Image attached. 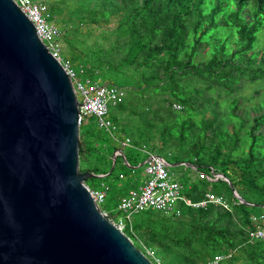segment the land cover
I'll use <instances>...</instances> for the list:
<instances>
[{"label": "trees", "instance_id": "trees-1", "mask_svg": "<svg viewBox=\"0 0 264 264\" xmlns=\"http://www.w3.org/2000/svg\"><path fill=\"white\" fill-rule=\"evenodd\" d=\"M59 2L62 4L53 0L49 11L60 30L57 40L60 54L61 37L75 30L77 41L71 43L68 39L71 48H77L70 59L79 60L85 67L119 70L120 75L116 76L127 78L128 84L134 87L135 97L126 95L130 101L125 98L119 105L124 108L131 103L135 109L136 105L142 107L135 110L139 115L136 120H140V133L136 138L129 140L127 136L122 141H131L148 154L151 152L148 141L160 137L182 158L194 159L196 164L192 163V167L197 172L210 174L215 169L228 178V181L221 178L210 181L199 176L200 184H191L186 193L200 200L208 189L198 188L210 185L214 192L225 196L229 208L210 203L202 208L186 207L187 211L179 216L153 209L128 216L118 205L135 189L131 188L115 199L117 209L127 221L102 210L122 225V230L139 249L143 245L152 251L155 249V254L162 255L164 262L207 264L222 254L225 258L220 264H264V239L253 240L250 235V230L256 228L252 219L264 212V110L252 117L243 115L238 109L245 97L238 95L239 92L236 94L242 77H245L244 86L247 82L264 83V0H74L72 7L64 4L65 0ZM66 11L69 19L65 18ZM117 17V24L109 29L111 20ZM58 19L64 28L66 24H72L73 28L64 31L57 24ZM84 24L92 31L99 28L107 31L109 34H104L103 40L110 38L111 32L116 38L109 46L102 42L91 45L77 29ZM191 34L195 35L193 40H189ZM210 42L216 50L201 59L198 50L210 47ZM259 56L261 62L255 64ZM243 58L250 63L245 65ZM139 75L141 82H138ZM212 91L218 96H213ZM254 92L253 96L259 97L260 91ZM226 98H229V111L222 112L220 108ZM163 101L168 107L163 108ZM175 103L180 104L177 110ZM259 104L264 108L263 98ZM156 105L151 112L150 106ZM180 111L186 115L179 116ZM224 114L229 118L224 119ZM174 127L181 131L171 132ZM154 129L160 135L156 136ZM80 135V170L105 174L92 178L112 177L115 167L111 168L114 161L110 155L120 147L117 137L103 128L90 136L82 132ZM142 158L140 162L145 159ZM84 162L86 166L82 168ZM126 176L119 172L113 180ZM88 178L86 184L92 188ZM104 185L110 190L106 182L100 189ZM235 191L246 202H240ZM251 207H260L262 212L256 214ZM168 251H173L172 259L166 258Z\"/></svg>", "mask_w": 264, "mask_h": 264}, {"label": "water", "instance_id": "water-1", "mask_svg": "<svg viewBox=\"0 0 264 264\" xmlns=\"http://www.w3.org/2000/svg\"><path fill=\"white\" fill-rule=\"evenodd\" d=\"M78 116L62 62L0 0V264H155L95 202Z\"/></svg>", "mask_w": 264, "mask_h": 264}, {"label": "rangeland", "instance_id": "rangeland-1", "mask_svg": "<svg viewBox=\"0 0 264 264\" xmlns=\"http://www.w3.org/2000/svg\"><path fill=\"white\" fill-rule=\"evenodd\" d=\"M39 3L45 5L47 7V9L50 8L51 2H53V0H37ZM45 1V2H44ZM60 0H54V2H57L58 4H62L61 2H59ZM120 1V0H118ZM74 0H65V3L68 7H72L75 4H73ZM66 14L65 18L69 19V15L68 12H64ZM186 18V17H184ZM119 17L111 20L110 24H109V29H112V27H114L115 24H117ZM57 24L59 26H61L62 28H64V24H62V20L58 19ZM220 25H222V23H220ZM93 27H96V24H92ZM73 26L72 24H66L64 31H69L70 29H72ZM77 29H79V33L83 34V37H87V41L89 44H95L97 43V45L102 42L105 46H109L110 42L113 41L116 38V34H112L110 35V38L103 40V35L104 34H109L107 31L103 32V29L99 28V29H95V30H91V27L87 26V24H84L83 26L78 27ZM75 30H73L72 32L67 33L64 37H61V46H62V51L60 56L62 57L61 59L62 62L64 64H70L76 71L80 72L81 70H83V74L82 75V79L85 80V77H90L92 78V80H97L100 83H111V84H116L120 87H122L126 92H127V96H129L130 94L133 95V97H135V94L132 92V85L128 84V79L125 77H117L116 75H120L119 70H113L110 67L106 68H92V67H85L83 64H81V62H79V60H76L74 58L70 57L72 56V54L75 52L74 48H71L70 42L69 40H71V43H73V41H77V38L75 37ZM262 37V36H260ZM195 38L194 34H191L189 37V40H193ZM69 39V40H68ZM121 45V43H119ZM104 46V47H105ZM215 49V45L210 42V47L207 48H202L198 50L199 56L201 59H205L207 58L210 53H212ZM78 51V50H77ZM83 54V53H82ZM123 54V51L122 53ZM88 55H92V54H88ZM199 57H197L196 60H198ZM105 59V57H104ZM244 64L248 65L250 62H246L247 59L243 58ZM253 61V60H252ZM261 62V57H257L255 59V64H258ZM132 80V78H131ZM142 81V77L139 75L138 76V82ZM244 82H245V77H242L241 79V84H239L238 90L236 92V94L238 95H243L245 97V100H241L240 102V106L238 111L240 113H242L243 115H247L248 117H252L254 114L257 113H261L263 112L264 108L262 105H260V98L264 99V83L263 82H247V84L244 86ZM243 85V86H241ZM139 86V84H138ZM254 90L260 91L259 97H254L253 94H255L256 92H254ZM214 91H212V95L217 97L218 94L217 92H215L213 94ZM209 94V93H208ZM148 95V94H147ZM210 95V94H209ZM127 100L130 101V97H127ZM160 96V95H159ZM233 96V95H232ZM78 98L80 100H82V96L79 94ZM221 100V99H220ZM229 102V98L224 99L223 105L221 111H225L228 112L229 108L227 106V103ZM176 105L174 106V108L177 110L179 108L178 103H175ZM163 108L168 107L167 102L163 101L162 102ZM137 109L140 110L142 107L136 105ZM144 107H147V105H145ZM150 110L151 112L155 111V108L157 107V105L154 106H150ZM134 108L133 104H129L127 107L121 108V106L119 104H114L112 102L109 103V115L108 118L112 121V123L114 125H116V129H114L112 132V135H114L115 137H117V144L120 146L119 149H122L123 152L125 153V155L128 158V161L130 163L131 166L133 167H129L122 156H118L117 158V162L115 167V171H114V175L119 173V172H124L126 173V178L118 180V181H114L113 180V176L110 178H92L89 177L88 178V183L91 185L92 188L95 189H100L101 185L103 182H106L107 184L110 185V190L108 191V196L106 198V200L104 202H102L100 204L102 209H106L107 211H109L111 213L112 216H114L116 219H121L127 221V219L125 218V216L123 215V213H121L118 209H117V201L115 199H118L121 197V195H124L125 193H127L131 188H138L141 184L144 183V181L146 180V174L144 172V166H139L140 164H142L143 162H145L148 159V154L145 151H142L140 147L138 146H134L133 143L130 141L127 145H124L123 142H125V140L122 141V139H125L127 136V138H129V140L136 138L140 131H138V129L141 128V125L139 123V119L136 120V118H139V115L135 112V110H137ZM177 114L180 115H186L184 112H177ZM159 117V116H158ZM229 118L228 114H224L223 118ZM224 118V119H225ZM158 119V118H157ZM156 119V121H157ZM153 122V123H156ZM98 128H103L99 125L98 119L94 116H90V117H85L84 118V122L83 125H81L80 127V132H82V135L87 134V136H90L94 131H97ZM105 129V128H103ZM106 130V129H105ZM196 130V129H195ZM108 131V130H107ZM156 132V136L160 135V132H158V130H153ZM176 132L179 133L181 130L179 127H174L173 130H171V132ZM125 137V138H124ZM82 139L81 135H80V140ZM82 141V140H81ZM82 144V143H81ZM150 146V150L151 152L158 154L162 157H165L168 161V163H170V169L171 171H173L175 173L176 179L182 183L183 185H185V192L189 191V187L190 185H196L197 183L200 184V177H199V173L197 172V170L195 168L192 167V163H195L194 159L188 157V158H182L178 153H176L174 147L169 143V142H164L161 140V138H154L152 140H149L147 143V147ZM114 152H112V154L110 155V158L112 160V162L114 161ZM142 156L145 158L143 161L140 162L142 158ZM179 160H184L186 163L185 164H179L180 162H178ZM178 163V164H177ZM190 163V164H189ZM196 164V163H195ZM205 164V163H204ZM113 165V163H112ZM86 166V162L82 163V168H85ZM112 168V167H111ZM133 170H135V172H133ZM210 186V185H209ZM209 186L206 187V185H201L200 190H207L209 188ZM226 191V190H225ZM227 192V191H226ZM228 193V192H227ZM235 193V192H234ZM234 193L232 194V196H234ZM228 195V194H227ZM255 200V197H252ZM253 207H251L252 209ZM186 207H183V212L186 210ZM196 209V208H195ZM254 213L256 214H260L262 211V209L260 207H255L253 208ZM156 211V210H155ZM187 211V210H186ZM146 246L143 245V247L140 249L141 251H143L148 258H150L152 261H155V264H171L168 262H164V258L162 257V255H157L155 254L154 251H156L155 249L152 251L151 249L145 248ZM156 248H159L158 246ZM145 249V250H144ZM166 258L167 259H172L173 256V251H168L166 253ZM229 256H231V254H229ZM237 264H240V262H237Z\"/></svg>", "mask_w": 264, "mask_h": 264}, {"label": "built area", "instance_id": "built-area-1", "mask_svg": "<svg viewBox=\"0 0 264 264\" xmlns=\"http://www.w3.org/2000/svg\"><path fill=\"white\" fill-rule=\"evenodd\" d=\"M15 1L34 23L38 36L46 44L50 52L62 62L60 43L57 41L60 36V30L54 24V18L49 9L37 0ZM62 64L71 78L79 101V125H83L85 117L94 116L98 119L99 125L106 130L112 132L116 129V125L108 118L109 103L119 104L123 102L126 97V91L120 86L100 83L90 77H85V80H83L81 75L83 70L78 72L70 64H64L63 62ZM79 94L82 96V100L78 98ZM128 143L127 141L123 142L124 145ZM122 152V149H117L114 152V157L122 156L125 163L129 167H133ZM148 156V159L144 162L145 166L143 165L145 167L146 180L138 188L130 190L128 195L124 196L118 205L119 210L125 212L128 216L134 212H142L148 209L160 210L166 214L179 216L183 213V207L202 208L207 207L210 203L225 208L230 207V203L225 196L214 192L212 187L208 188L202 199H192L185 192V185L176 179L175 173L170 169L171 164L168 163L165 157L153 152H148ZM198 173L201 178H207L210 181L220 178L228 181V178L223 173L215 169H212L210 174L202 170H198ZM120 177L123 178L124 174L121 173ZM89 189L95 202L101 208L100 204L104 202L109 186L104 185L102 189L89 187ZM102 212L109 217L107 211L102 210ZM252 222L256 228L250 230L251 238L253 240L264 239V212L254 217ZM118 227L122 230V225H118ZM224 258L222 254L216 255L207 264H220Z\"/></svg>", "mask_w": 264, "mask_h": 264}, {"label": "clouds", "instance_id": "clouds-1", "mask_svg": "<svg viewBox=\"0 0 264 264\" xmlns=\"http://www.w3.org/2000/svg\"><path fill=\"white\" fill-rule=\"evenodd\" d=\"M126 95H127V92H126ZM126 98V97H125ZM81 127V126H80ZM238 193V192H237ZM239 194V193H238Z\"/></svg>", "mask_w": 264, "mask_h": 264}]
</instances>
